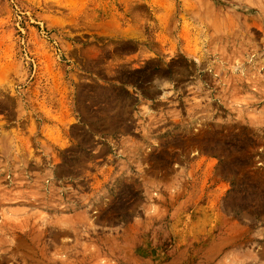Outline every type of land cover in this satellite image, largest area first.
<instances>
[{
	"label": "rangeland",
	"instance_id": "rangeland-1",
	"mask_svg": "<svg viewBox=\"0 0 264 264\" xmlns=\"http://www.w3.org/2000/svg\"><path fill=\"white\" fill-rule=\"evenodd\" d=\"M34 263L264 264V0H0V264Z\"/></svg>",
	"mask_w": 264,
	"mask_h": 264
},
{
	"label": "bare ground",
	"instance_id": "bare-ground-1",
	"mask_svg": "<svg viewBox=\"0 0 264 264\" xmlns=\"http://www.w3.org/2000/svg\"><path fill=\"white\" fill-rule=\"evenodd\" d=\"M208 28H209V27H208ZM241 71H242V70H241ZM61 172H62V171H61ZM64 173H65V172H64ZM2 236H3V235H2ZM48 262H49V261H48ZM35 263H36V262H35ZM35 263H34V264H35ZM50 264H56V263H50ZM61 264H62V263H61Z\"/></svg>",
	"mask_w": 264,
	"mask_h": 264
}]
</instances>
